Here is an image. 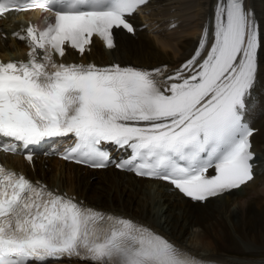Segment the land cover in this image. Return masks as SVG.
<instances>
[{
    "label": "snow or ice",
    "instance_id": "obj_1",
    "mask_svg": "<svg viewBox=\"0 0 264 264\" xmlns=\"http://www.w3.org/2000/svg\"><path fill=\"white\" fill-rule=\"evenodd\" d=\"M147 0H0V14L39 9L43 26L13 32L25 58L0 61V151L31 162L35 146L71 136L62 159L174 186L194 201L253 178L244 122L257 81L259 33L244 0H217L199 47L167 75L119 63L57 61L93 38L115 47L114 29ZM6 38V37H5ZM187 73V75L185 74ZM127 154L115 161L106 145ZM130 150V151H129ZM205 264L131 218L97 210L0 165V264Z\"/></svg>",
    "mask_w": 264,
    "mask_h": 264
},
{
    "label": "bare ground",
    "instance_id": "obj_2",
    "mask_svg": "<svg viewBox=\"0 0 264 264\" xmlns=\"http://www.w3.org/2000/svg\"><path fill=\"white\" fill-rule=\"evenodd\" d=\"M206 1L198 0L197 2L196 14L200 20L205 14L202 5ZM250 2L258 14L261 26L264 27V0H250ZM190 3V0H187V9H189ZM9 25L5 26L9 27ZM17 26L18 22L15 24V27ZM190 30L189 28L185 31V35H188ZM178 39L179 44L175 43L177 44L175 48L172 47L174 45H170L157 37L156 41L159 45V49H157L151 43L149 36L140 35L136 41L130 40L127 49L120 51L122 54L116 55V57L139 62L143 65H153L158 62L170 64L183 56L192 45V39L190 38ZM3 43L4 46L0 47L1 52H7L4 47L9 48L10 53L16 51L15 48H12L9 40ZM95 52L107 55L104 50L99 51L98 47L93 44L91 50L84 53L85 57H81L91 58L95 56ZM69 54L73 55L72 52ZM260 64L263 67L262 74L264 75V46L260 51ZM258 104H255L256 110ZM259 137L260 142L257 146L264 151V124L260 128ZM7 158L17 162L21 170L25 171L31 178H39L49 186L56 187V191L66 193L78 201H84V204L97 210L118 214L153 226L176 243L203 257L224 261H241L227 257L228 255L224 254L229 246L234 245V242L237 243V238L242 240L247 235L252 236L255 240L259 238L260 241H264L263 234L260 235L259 233V229H262L264 225V209L255 206L254 201L247 204L243 203L240 200L243 198L241 193L236 197V200L227 201L229 204L227 208L217 203L214 198L203 201V203L190 202L177 193L164 188L156 181L137 178L129 173L113 170L110 167L104 169L77 167L72 171L67 170L68 177H71L72 180L65 184L61 175L57 172L55 176L52 174L50 178L47 176L52 168L49 159H52L55 165L52 169H56V164L62 163L61 160L54 157L38 158L33 160V168L31 169L19 157L7 156ZM44 163H46L45 167H43ZM57 167L60 170L62 169L61 166ZM45 176L49 179H46ZM67 184L69 185L63 186ZM151 188H154V190L150 191ZM261 202H264V200ZM230 207H233L232 210ZM214 225L218 231L215 230ZM230 248L235 249L234 246ZM260 262H264V259H261Z\"/></svg>",
    "mask_w": 264,
    "mask_h": 264
},
{
    "label": "rangeland",
    "instance_id": "obj_3",
    "mask_svg": "<svg viewBox=\"0 0 264 264\" xmlns=\"http://www.w3.org/2000/svg\"><path fill=\"white\" fill-rule=\"evenodd\" d=\"M198 2V0H197ZM186 25V23H185ZM191 29V28H190ZM185 35V34H184ZM181 37V36H180ZM179 36L175 39V42L177 43V41L179 40L178 38H180ZM162 40H164L165 42L168 43V38L166 36L161 37ZM172 47H175L172 46ZM55 165H53L52 168H54ZM49 178L51 177V174L48 175ZM96 181H98V179H96ZM98 185V184H97ZM107 185V184H106ZM233 207H230V209L232 210ZM256 209V208H255ZM257 210V209H256ZM232 212V211H231ZM256 223V222H255ZM215 230H217L216 226L214 225ZM199 229V228H198ZM258 231V229L256 230V232ZM259 233L260 235L263 234V238H264V225L263 228L259 229ZM262 233V234H261ZM227 240V239H226ZM262 240V239H261ZM258 241V242H257ZM232 242H234L232 240ZM238 243V244H237ZM237 243L234 242V245H231L228 247V252H226V254L230 257L233 256L236 258H240V259H255V258H261L264 259V241H260L259 238H256V240L252 237V236H245L244 238H242V240H238L237 238ZM241 244V245H240ZM249 244V245H248ZM237 247H236V246ZM258 245V247H257ZM234 246L235 249H232L230 247ZM241 246V247H240ZM245 247V248H244ZM249 247V248H248ZM225 254V253H224ZM261 259H259V261H261ZM70 262H65L63 264H69Z\"/></svg>",
    "mask_w": 264,
    "mask_h": 264
}]
</instances>
